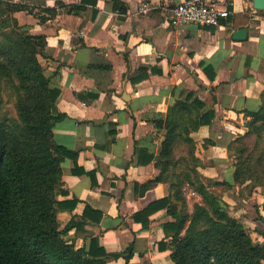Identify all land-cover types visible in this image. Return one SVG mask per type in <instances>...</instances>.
Returning a JSON list of instances; mask_svg holds the SVG:
<instances>
[{
	"label": "crops",
	"instance_id": "0c3cea01",
	"mask_svg": "<svg viewBox=\"0 0 264 264\" xmlns=\"http://www.w3.org/2000/svg\"><path fill=\"white\" fill-rule=\"evenodd\" d=\"M12 1L30 9L15 14L18 23L46 38L38 60L60 90L53 140L74 153L62 161L56 187L60 225L79 223L68 232L76 248L88 250L93 239L107 255H120L107 264H173L171 248L158 247L167 241L163 224L171 217L160 208L144 213L169 195L168 183L145 187L159 174L155 162L165 130L157 121L165 120L176 100L194 93L205 103L202 110L215 115L190 134L195 156L205 163L198 171L233 181L227 146L246 132L247 113L259 108L264 89V10H255L251 0H228L231 15L219 28L179 29L163 10L142 14L138 7H173L182 0ZM242 28L246 39L235 40L233 33ZM240 186L210 191L264 245V224L256 219L264 217V195L257 193L264 188L246 198Z\"/></svg>",
	"mask_w": 264,
	"mask_h": 264
},
{
	"label": "trees",
	"instance_id": "16d2710c",
	"mask_svg": "<svg viewBox=\"0 0 264 264\" xmlns=\"http://www.w3.org/2000/svg\"><path fill=\"white\" fill-rule=\"evenodd\" d=\"M29 10L22 3L0 0V264H107L109 257L120 255H107L93 239L88 250L76 248L68 232L79 223L62 227L57 219L61 163L74 153L53 140L60 90L51 85L38 60L45 36L30 33L15 17ZM6 90L15 98L14 116L3 112ZM204 108L205 103L189 92L168 109L165 120L157 121L165 130L155 162L159 174L145 187L168 183L169 195L144 213L160 208L171 217L163 224L167 241L158 247L171 248L173 264H264V245L254 242L249 224L232 216L227 204L210 191L246 180L254 190L264 188V89L259 108L247 113L246 132L227 146L236 158L230 183L207 179L197 170L203 164L195 156L190 134L215 117ZM251 137L253 143H246ZM188 191L200 198L192 210Z\"/></svg>",
	"mask_w": 264,
	"mask_h": 264
},
{
	"label": "built area",
	"instance_id": "2783aa9c",
	"mask_svg": "<svg viewBox=\"0 0 264 264\" xmlns=\"http://www.w3.org/2000/svg\"><path fill=\"white\" fill-rule=\"evenodd\" d=\"M230 5L228 0H182L173 7L142 3L139 5L138 11L147 14L152 10H163L167 21L179 29L187 25L219 28L221 21L231 15ZM187 197L190 199L199 198L194 191H189Z\"/></svg>",
	"mask_w": 264,
	"mask_h": 264
},
{
	"label": "rangeland",
	"instance_id": "374dc122",
	"mask_svg": "<svg viewBox=\"0 0 264 264\" xmlns=\"http://www.w3.org/2000/svg\"><path fill=\"white\" fill-rule=\"evenodd\" d=\"M2 89V88H1ZM3 93L5 94L6 98H4V102L6 101L5 104H3V107H4V111L3 112H7L6 114L8 116H14L15 115V109H14V101H15V98L14 96L10 93V91H3ZM246 143L248 144H252L253 143V138H247L245 139ZM180 151H182L181 149H179ZM231 154V153H230ZM230 163L234 164L236 162V158H233L232 154H231V158L229 159ZM202 162V161H201ZM202 164L204 165L205 163L202 162ZM198 170V168H197ZM200 173V172H199ZM252 191H253V186H252V183L250 182V180H246L244 183H243V186H240L239 188V192L241 194V196H245L246 198H249L251 197L252 195ZM188 193L189 191L186 193V199H187V202H188V206L189 204L191 205V207L193 206L195 202V200H188L187 196H188ZM257 193H262L264 195V189H260V192L259 190H257ZM240 202H238L239 204ZM253 203V208L258 210L257 208L260 206L258 204H256L255 202H252ZM264 203V202H263ZM237 204V205H238ZM243 205V204H242ZM259 215V214H258ZM256 219H258V221L262 222L264 224V217L261 218V217H257ZM252 229V228H251ZM252 234V232H251ZM252 236V235H251Z\"/></svg>",
	"mask_w": 264,
	"mask_h": 264
},
{
	"label": "water",
	"instance_id": "95a60500",
	"mask_svg": "<svg viewBox=\"0 0 264 264\" xmlns=\"http://www.w3.org/2000/svg\"><path fill=\"white\" fill-rule=\"evenodd\" d=\"M252 6L255 10H264V0H251ZM247 37V30L242 28L233 33V38L235 40H245Z\"/></svg>",
	"mask_w": 264,
	"mask_h": 264
}]
</instances>
